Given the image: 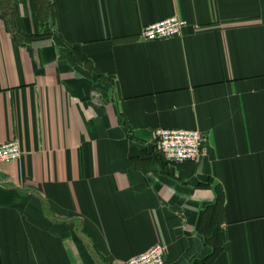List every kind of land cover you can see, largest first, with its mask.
I'll return each mask as SVG.
<instances>
[{
	"label": "crops",
	"instance_id": "0c3cea01",
	"mask_svg": "<svg viewBox=\"0 0 264 264\" xmlns=\"http://www.w3.org/2000/svg\"><path fill=\"white\" fill-rule=\"evenodd\" d=\"M171 15L180 33L144 40ZM194 128L167 162L155 129ZM0 264H264V0H0ZM220 194L219 200L217 195Z\"/></svg>",
	"mask_w": 264,
	"mask_h": 264
},
{
	"label": "built area",
	"instance_id": "2783aa9c",
	"mask_svg": "<svg viewBox=\"0 0 264 264\" xmlns=\"http://www.w3.org/2000/svg\"><path fill=\"white\" fill-rule=\"evenodd\" d=\"M186 21L178 15L161 18L142 26L139 36L144 40L164 39L180 33ZM156 145L167 162L195 160L202 150V135L194 128L157 127ZM21 156L17 139L0 141V163L18 161ZM165 247L156 243L129 258L126 264H164Z\"/></svg>",
	"mask_w": 264,
	"mask_h": 264
},
{
	"label": "trees",
	"instance_id": "16d2710c",
	"mask_svg": "<svg viewBox=\"0 0 264 264\" xmlns=\"http://www.w3.org/2000/svg\"><path fill=\"white\" fill-rule=\"evenodd\" d=\"M219 198H220V194L218 193V195H217V200H219Z\"/></svg>",
	"mask_w": 264,
	"mask_h": 264
}]
</instances>
